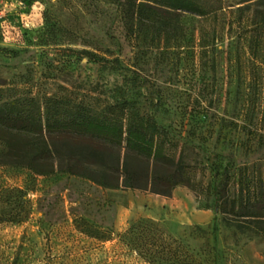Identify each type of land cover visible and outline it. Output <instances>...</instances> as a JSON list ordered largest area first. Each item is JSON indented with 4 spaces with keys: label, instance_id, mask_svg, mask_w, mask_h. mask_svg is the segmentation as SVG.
Wrapping results in <instances>:
<instances>
[{
    "label": "rangeland",
    "instance_id": "obj_1",
    "mask_svg": "<svg viewBox=\"0 0 264 264\" xmlns=\"http://www.w3.org/2000/svg\"><path fill=\"white\" fill-rule=\"evenodd\" d=\"M197 1L223 11L168 12L134 36L125 0H0V99L133 100L194 179L163 195L0 164V264H152L120 240L142 218L201 264H264V237L235 235L214 189L245 180L243 167L264 180V34L254 52L245 33L264 5Z\"/></svg>",
    "mask_w": 264,
    "mask_h": 264
},
{
    "label": "trees",
    "instance_id": "obj_2",
    "mask_svg": "<svg viewBox=\"0 0 264 264\" xmlns=\"http://www.w3.org/2000/svg\"><path fill=\"white\" fill-rule=\"evenodd\" d=\"M251 1L264 5V0H243ZM123 10L128 32L135 36L157 22L168 25L164 18L168 12L206 16L223 11V7L212 11L197 0H125ZM252 18L257 22L245 31L249 33L246 40L250 49L258 52L264 34V8H256ZM257 67L264 76V57ZM0 139L5 145L0 164L23 167L38 175L64 171L106 187L163 195L194 184L178 143L130 99L94 105L58 94L0 99ZM240 173L245 174V180L231 185L226 182L222 188L214 186L219 197L217 209L235 235L251 232L264 237V180L249 167L241 168ZM120 240L152 264H201L182 244L143 218L133 221Z\"/></svg>",
    "mask_w": 264,
    "mask_h": 264
}]
</instances>
